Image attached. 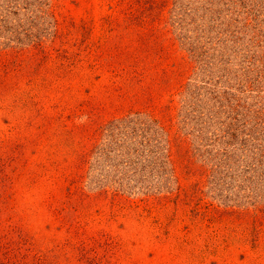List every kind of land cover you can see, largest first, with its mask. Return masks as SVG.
<instances>
[{
    "label": "rangeland",
    "instance_id": "rangeland-1",
    "mask_svg": "<svg viewBox=\"0 0 264 264\" xmlns=\"http://www.w3.org/2000/svg\"><path fill=\"white\" fill-rule=\"evenodd\" d=\"M158 2L163 50L128 91L95 66L125 3L0 0V57L22 63L1 78L0 264H75L68 242L111 243L108 264H264V0ZM65 175L89 196L71 226Z\"/></svg>",
    "mask_w": 264,
    "mask_h": 264
},
{
    "label": "trees",
    "instance_id": "trees-1",
    "mask_svg": "<svg viewBox=\"0 0 264 264\" xmlns=\"http://www.w3.org/2000/svg\"><path fill=\"white\" fill-rule=\"evenodd\" d=\"M117 1V4L125 3V5L124 7H121V9L116 12V14H107L102 19L101 26L108 32V37L105 39V44H103L104 49H102L100 52V56L98 54L96 57L97 63L100 62L98 57L102 56L104 60L102 61V64L95 66L101 65L103 68L109 69L111 72H113L115 76L118 75V77L124 79V81L119 85L114 84L118 90L132 91L134 88V81L140 82V80L146 78L148 59L152 57L154 61L156 55L155 52H161L163 50H156L151 42L152 39H154L153 34H157V24L161 22L165 4H159L158 0ZM129 36L134 37V45L123 44V42H125L124 39ZM114 37L118 38L115 43L111 42ZM90 51L91 49H88V54H90ZM168 56V53L164 55L163 53H160L159 56L157 55V58L161 57V60H164L166 59L165 57ZM21 68L22 63L20 60L15 59L13 62H9L7 60H3L0 57V72L2 73V75L0 74V88L4 89L7 86V83H3V79H1L2 77H6L11 73L16 75L15 73L21 71ZM29 104L35 106V102H30ZM50 120L51 119L47 118V122H50ZM125 121L126 118L122 117L112 119L103 125L100 130L101 132L107 133L111 129L118 127L116 125H121ZM22 146L23 143L21 141H16L14 143L10 154V156L13 158L12 162L18 163L17 159L22 156ZM72 179L74 178L70 179L69 175L64 176L62 186L60 187L62 188V192L58 199V203H66L68 205L72 204L73 206L69 205L70 208L66 209L67 207L60 206L61 204L59 205L57 203L53 208L57 216L61 217L64 222L69 223L70 226L73 222L72 219L75 213V208L78 205L77 199L81 200V202H84L86 199L85 197H89L81 196V194H78L79 191L70 189ZM100 193L106 194L107 190H102ZM166 200V195L156 197L157 205L159 207H165ZM67 245L72 247V255H70V258L73 259L75 264H108L110 261V256L107 255V252L113 248L111 243H105V252L100 254L95 250L93 245H74L70 242H68Z\"/></svg>",
    "mask_w": 264,
    "mask_h": 264
}]
</instances>
